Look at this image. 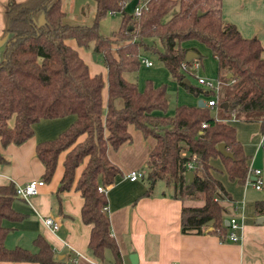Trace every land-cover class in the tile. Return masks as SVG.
I'll return each instance as SVG.
<instances>
[{
  "label": "trees",
  "instance_id": "trees-1",
  "mask_svg": "<svg viewBox=\"0 0 264 264\" xmlns=\"http://www.w3.org/2000/svg\"><path fill=\"white\" fill-rule=\"evenodd\" d=\"M128 1L94 0L92 23L72 24L64 21L61 0H9L3 29L8 39L0 61V146L25 141L40 119L74 117L55 138L36 144V156L44 166L41 177L44 181L51 179L57 157L64 151L57 191L68 190L74 183L83 198L81 218L91 224L90 252L102 258L104 250L109 249L115 264H120L121 254L104 211L106 194L97 186L111 184L119 173L107 156V147L116 148L131 139L128 124L155 139L144 166L148 181L145 194L156 180H163L171 187L173 198H202L200 206L182 205L181 231L215 232L223 238L225 209L218 197L225 192L210 173V160L221 157L228 177L242 183L248 157L236 128L226 119L233 116L264 122L263 46L256 36H242L233 23L223 19L221 0H145L137 3L141 7L138 15L124 11ZM38 11H43L44 17L40 24L33 20ZM117 12L121 15L118 28L111 36L103 35L98 30L99 20ZM69 38L84 48L91 46L101 56L105 79L100 73L90 74L77 50L66 43ZM189 39L206 44L216 60L217 115L211 113V107L197 104H178L168 115L165 85L148 80L140 89L124 77V73L138 70L141 50L150 49L178 84L193 93L210 95L212 90L184 82L188 75L181 62L189 47L182 43ZM220 142L232 153L231 158L218 152ZM0 161H4L1 153ZM188 161L194 163L191 180L186 177ZM15 197L13 182L0 185V261L62 264L40 234L33 239L36 251L4 245L8 227L3 220L23 218L11 206ZM256 205L261 209L263 201Z\"/></svg>",
  "mask_w": 264,
  "mask_h": 264
},
{
  "label": "crops",
  "instance_id": "crops-1",
  "mask_svg": "<svg viewBox=\"0 0 264 264\" xmlns=\"http://www.w3.org/2000/svg\"><path fill=\"white\" fill-rule=\"evenodd\" d=\"M8 1L0 0V61L8 39V34L3 33L4 10ZM143 1L145 0H138L137 3ZM92 2L95 5L94 0ZM221 2L223 19L233 23L242 36H256L263 46L262 55L264 56V0H221ZM61 9H64L62 0ZM94 13L95 9L90 17L91 20L94 18ZM65 20L72 24H89L69 18L66 13ZM65 41L77 50L79 56L86 62L90 74H95L96 72L90 69L88 59L84 56L85 49L79 46L74 38ZM182 45L196 53L199 52L185 41ZM198 60L200 59L197 56L190 63H198ZM104 72L106 77L105 67ZM102 97L105 101L106 85L102 89ZM191 105L194 104L191 103ZM211 111L217 115L216 108ZM73 119L72 115L40 119L33 124V134L25 141L20 144L9 143L4 147L0 146V153L4 158V161H0V185L8 182L16 185L30 179L42 178L44 166L36 156V144L55 138L70 125ZM226 121L236 128L233 124L236 121L235 117L231 116ZM9 123L12 125L13 119ZM252 123L257 132L255 144L247 145L237 133V129L236 133L248 157V167L258 168L261 171L259 175L262 181L261 189L254 188L246 180L238 183L230 179L221 157L210 160L212 166L210 173L220 181L225 192V194L220 193L218 197L219 203L225 209L223 218L231 215L242 218L243 226L239 231L238 241L228 240L225 235L221 238L215 232L184 233L181 231L182 205L200 206L203 204L202 198L184 200L173 198L171 187L166 186L163 180V184L158 188H156V182L159 180H156L149 194H145L148 181L145 178L144 166L148 153L155 144L154 137L144 136L141 130L135 128L133 124H128L127 130L131 139L124 141L116 148L108 145L107 156L120 171L113 182L106 186L107 204L104 211L109 217L110 232L121 254L120 264H130V253L136 254V264H264V219L258 221L260 215L264 214V148H261L259 143L262 124L261 121H252ZM64 154V151L59 153L51 179L44 181L37 195L31 196L28 202L19 197L13 199L12 208L23 214V218L3 220V225L8 227L4 245L7 248L19 246L29 251H36L37 247L33 239L40 234L51 246L55 259L62 264L114 262L109 249L104 250L102 258L90 252L88 240L91 224L83 222L81 218L83 198L74 188V183L68 190L57 191L63 172ZM81 168L82 165L76 168V177ZM137 169H142L144 176L130 180L127 174ZM252 178L254 179V176ZM262 201V208L257 209L256 203ZM44 216H50L59 221V228L52 231L43 223ZM0 264L38 263L2 260Z\"/></svg>",
  "mask_w": 264,
  "mask_h": 264
},
{
  "label": "rangeland",
  "instance_id": "rangeland-1",
  "mask_svg": "<svg viewBox=\"0 0 264 264\" xmlns=\"http://www.w3.org/2000/svg\"><path fill=\"white\" fill-rule=\"evenodd\" d=\"M127 3V2H126ZM63 10L69 18L84 21L85 23H92L91 15L95 9L92 0H62ZM43 11H38L33 14V20L36 24L43 22ZM83 19V20H81ZM121 16L119 13L107 14L102 17L98 22V30L105 36H111L113 31L116 30L120 24ZM67 21V20H65ZM83 22V23H84ZM185 43L190 46H194L200 52L201 57L198 60V66L195 67L194 63L191 62L185 73L188 75L190 82L195 85L202 87L197 82V77L202 76L213 83L216 82L217 76V64L214 59L210 48L195 39L186 40ZM84 48V47H83ZM86 53L85 57L88 59L90 64V69L94 70L96 73H100L105 78L104 65L101 60V56L92 51L91 46L84 48ZM141 55L147 57L151 62V66H146L140 63L138 70L135 72H126L124 77L130 81L137 83L140 89H143L146 81H151L154 85H165L166 92L168 95V106L166 109V114L172 115L174 113V108L178 104L194 105L197 104L198 100H206L208 96L204 93H193L189 91L184 85L178 84L170 75L167 68L159 61L157 55L148 50H141ZM212 110L214 107H211ZM172 112V113H171ZM214 111H211L213 114ZM231 117V116H230ZM234 125L236 126L237 133L244 139V143L247 145H252L256 143V134L254 127L255 125L252 121H244L235 118ZM144 168V167H143ZM141 181V179H139ZM156 188L161 186L162 180L156 182Z\"/></svg>",
  "mask_w": 264,
  "mask_h": 264
},
{
  "label": "built area",
  "instance_id": "built-area-1",
  "mask_svg": "<svg viewBox=\"0 0 264 264\" xmlns=\"http://www.w3.org/2000/svg\"><path fill=\"white\" fill-rule=\"evenodd\" d=\"M140 9H141V7L138 6V4H137L134 8L133 13L138 15L140 13ZM140 63H143V64L148 65V66L152 64V62L148 58L143 57V56H140ZM194 65L197 66L198 63L195 62ZM187 67H188V63L185 60H183L181 62V68L183 70H185V69H187ZM197 82L202 87H204L206 89H210L213 91L210 95H208L207 99L205 100V104L209 107H214L216 104V98H217V93H218V89H219V81L216 80V82L213 83L212 81H210V80H208L202 76H199V77H197ZM202 126H206V124L202 123ZM259 138H260V140H259L260 147L264 148V122L262 123ZM186 167L188 170H192L194 168L193 161L186 162ZM260 172H261L260 169L251 168L249 166L247 169L244 180L250 182L254 188L261 189L262 188V181L259 177ZM127 176L130 180H135L139 177H143L144 172L142 169L141 170L140 169L132 170L127 174ZM252 176H254V179L252 178ZM43 184H44V180L42 178L30 179V180H27L21 184H16L15 185V195H16V197H19V198L25 200L26 202H28L31 196L38 194L39 187L42 186ZM97 189L99 191L104 192V193L106 192V186L98 185ZM104 209H105V207H104ZM260 216H263V218H264V214H262ZM42 221L52 231H55L59 228V221L54 220L50 216H44L42 218ZM222 223L227 227V232L225 234L226 239L231 240V241H238L240 238L239 231H241L242 226H243L241 216L231 215L228 217H224L222 219ZM109 264H115V263L111 262Z\"/></svg>",
  "mask_w": 264,
  "mask_h": 264
},
{
  "label": "water",
  "instance_id": "water-1",
  "mask_svg": "<svg viewBox=\"0 0 264 264\" xmlns=\"http://www.w3.org/2000/svg\"><path fill=\"white\" fill-rule=\"evenodd\" d=\"M137 2H138V0H129V1L125 4V6H124V11H125V12H128V13H133L134 8H135V6L137 5ZM198 15H201V12H198ZM197 56H198V55H197V53H196L195 51H193V50H191V49H188V50L186 51V53H185L184 60H185L186 62H190L192 59H195ZM228 76H229V75H228ZM184 82H185L186 84H189V83H190V81H189L188 79H184ZM167 96H168V95H167ZM197 105H198V106H204V105H206V104H205V102H204L203 100L200 99V100H198ZM217 150H218V152H219L222 156H224V157H230V158L232 157V153L229 152V151L225 148V144L222 143V142L218 143V145H217ZM186 177H187L189 180L192 179V177H193V172H192V170H188V171L186 172ZM263 219H264L263 216H261V217H259L258 221H261V220H263ZM209 229H210V228H209ZM129 261H130V264H136V263H137V256H136L135 253H130V254H129Z\"/></svg>",
  "mask_w": 264,
  "mask_h": 264
}]
</instances>
